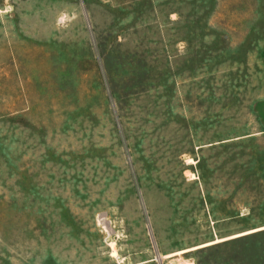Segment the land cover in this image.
<instances>
[{"label":"rangeland","instance_id":"rangeland-1","mask_svg":"<svg viewBox=\"0 0 264 264\" xmlns=\"http://www.w3.org/2000/svg\"><path fill=\"white\" fill-rule=\"evenodd\" d=\"M0 264H264V0H0Z\"/></svg>","mask_w":264,"mask_h":264}]
</instances>
